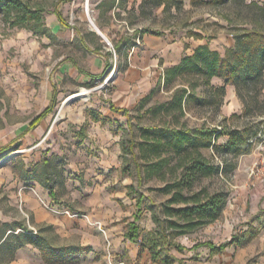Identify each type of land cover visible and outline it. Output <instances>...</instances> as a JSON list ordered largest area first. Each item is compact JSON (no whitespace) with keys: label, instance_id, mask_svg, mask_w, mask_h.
Returning <instances> with one entry per match:
<instances>
[{"label":"rangeland","instance_id":"rangeland-1","mask_svg":"<svg viewBox=\"0 0 264 264\" xmlns=\"http://www.w3.org/2000/svg\"><path fill=\"white\" fill-rule=\"evenodd\" d=\"M28 1L44 8L52 32L59 22L56 7L68 24L59 23L56 33L47 36L13 26L0 13V234L23 231L24 225L41 233L52 247L70 245L77 251L63 262L47 258L33 243L14 248L12 239L1 248L0 264H179V260L181 264H264L262 208L258 214H246L228 202L217 220L189 233L176 234L169 224L177 219L170 215V208L191 204L173 200L178 190L186 195L201 189L228 191L233 200L235 174L242 160H253L249 155L254 140L229 175L221 171L198 174L192 187L180 188L175 183L185 177L180 165L186 153L175 148V139L185 127L211 125L210 120L217 122L219 116L212 120L213 109L196 100L187 104L184 114L169 106L173 89L165 87L163 78L155 79L147 94L154 91L142 106L141 99L136 105L121 100L115 90L127 69L126 55L115 48L123 37L140 45L142 29L176 36L197 27L209 38L223 33L235 39L243 28H264V12L242 0H184L180 9L150 1L142 8V0H121L111 10L98 5L102 0ZM100 55L106 63L102 64ZM64 60H69L71 74L62 73L59 79ZM84 71L85 79L79 80ZM183 79L198 81L196 92L203 95L205 86L198 75L186 73ZM54 92L55 108L28 129L29 122L51 103ZM112 103L129 109L130 117L114 110ZM244 122L235 118L229 125ZM259 127V132L264 131V124ZM226 137L222 135L217 143ZM131 141L134 152L129 148ZM200 145L209 165L221 162L212 146ZM41 181H50L53 193ZM35 186L40 189L35 192L42 212L39 221L23 197ZM254 203V198L247 201L248 212ZM131 221L139 226L136 241L126 234ZM249 227L258 234L247 243L231 244L216 253L208 244L194 246L206 241L219 245ZM163 228L172 242L186 248L164 244ZM152 246L159 255L157 261L152 258Z\"/></svg>","mask_w":264,"mask_h":264},{"label":"trees","instance_id":"trees-1","mask_svg":"<svg viewBox=\"0 0 264 264\" xmlns=\"http://www.w3.org/2000/svg\"><path fill=\"white\" fill-rule=\"evenodd\" d=\"M147 1L153 2L156 6L165 5L166 8L176 7L178 9L182 8L184 4V0H142V8ZM211 1L214 3H224L229 0ZM120 2L121 0H102L98 5L105 6L106 10H111L116 4L119 5ZM242 2H246L249 7L264 12V4H261L259 1L242 0ZM44 12L42 6H35L28 0H0V13L11 25L29 28L41 35L53 36V32L46 23ZM54 12L60 24H68L58 7L54 9ZM99 25L103 27L102 24L99 23ZM147 31V29H142L141 35ZM155 33L160 34L159 31H155ZM189 34L203 37L201 33L195 31H190ZM129 39L123 37L122 41L115 43V48L119 51L120 55L125 54L127 57V49L135 44L134 41H130ZM125 46L126 51H123ZM186 73H194L201 78L202 86H205L203 95L196 92L199 86L198 81H183L184 74ZM214 76H221L226 79V82L221 85H215L212 83ZM163 79L165 80V87L173 89L172 100L169 106L176 107L184 114L187 104L191 100H196L200 104L209 105L213 109L214 119L212 120L217 119L216 116H219L217 122L210 120L211 125L192 128L185 127L182 135L175 139V148L180 152L186 153L180 165L183 167L185 177L179 179L175 183V186H179L180 188L184 186L192 187L194 177L198 174L221 171L223 174L229 175L238 166V156L249 150L247 146L252 144L251 140L253 136L259 133V126L264 124V28L253 26L241 29V32L235 35L234 45L226 49L225 55H221L208 45H200L192 55H185L181 62L167 67ZM228 82L234 84L237 95L243 103V109L242 113L235 112L231 116H223L221 107L225 101L226 84ZM152 92L140 100L139 106L144 105ZM56 104V92H54L51 103L42 113L36 115L29 122L27 128L35 127L44 116L55 108ZM111 107L116 111H123L124 114L130 117L129 109L117 107L113 103ZM235 118L244 119L245 122L241 126L229 125V121ZM222 135H226L227 137L217 143ZM198 142L201 144L200 146H212L215 155L221 157V162L209 165L211 161L200 151ZM134 145V141H131L129 148L133 152ZM191 147L194 148L193 151H190ZM44 162L46 166H49L50 161L48 159H45ZM25 178L33 179L32 176H26ZM41 183L53 193L54 188L50 181H41ZM173 198L175 202H191V204L183 207L169 209L170 215L177 216V219H170V228H174L176 234H182L193 232L197 228L217 220L225 210L230 200V194L228 191L211 193L207 189H201L192 195H186L183 190H178L175 192ZM141 202L142 197L138 203L141 204ZM135 218L139 219L140 216L136 214ZM21 227L24 229L23 231L17 233L11 231L7 235L5 232L0 234V251L12 239L14 240V248L33 243L41 248L42 253L47 258L63 262L71 260L73 253L77 251L74 246L70 245L57 248L52 247L41 233H35L24 225ZM164 231L163 228L161 232L164 244H173L178 250L186 248L178 241L172 242ZM126 234L134 241L139 239V226L136 221L129 223V229ZM257 234L258 230L249 227L247 231L233 235L230 240L219 245L206 241L197 243L194 246L198 247L201 244H208L212 252L216 253L224 250L231 244L247 243ZM150 250L153 260L157 261L159 255L156 253L155 247L152 246ZM179 264H181V260H179Z\"/></svg>","mask_w":264,"mask_h":264},{"label":"crops","instance_id":"crops-1","mask_svg":"<svg viewBox=\"0 0 264 264\" xmlns=\"http://www.w3.org/2000/svg\"><path fill=\"white\" fill-rule=\"evenodd\" d=\"M252 1V0H249ZM258 1V0H256ZM261 4L264 1L259 0ZM60 22L54 23L52 26L53 33H56L57 26ZM195 32L202 33L203 37L190 35L187 30L180 31L176 36L167 34H155L153 32H145L142 34V42L140 45L136 43L127 49L128 55L127 69L125 73L119 76V81L115 90L121 94V100L125 102H134L137 104L138 99H142L149 90H151L155 79H162L165 76V69L181 62L183 56L192 55L200 45H208L211 49L218 51L221 55H225L226 49L235 43V39L227 34L219 33L213 38L207 37V33L197 27L193 29ZM102 64L106 63L104 55H100ZM60 73L58 78L62 79V73H70L69 60H64L60 63ZM87 73L80 75L79 80H84ZM226 82V79L221 76H214L212 83L221 85ZM227 92L225 101L221 107L223 116H231L232 113H240L243 109V104L237 95L234 84L228 82L226 84ZM125 92V93H124ZM137 97V98H136ZM129 108V107H128ZM259 152L254 148L250 153L253 160L251 162L242 160L235 176L237 181L233 184V203L234 206L241 207L246 210V214H258L262 208L264 211V182L257 178L249 176V167L258 159ZM249 160V159H248ZM242 175V176H241ZM241 176V177H240ZM35 191L28 190L23 193L27 204L34 210L36 220L42 218L39 201L35 196V192H39V186L34 187ZM255 199V203L247 210V201ZM252 204V203H251ZM250 215V214H249ZM55 222V218L51 219ZM152 264V263H150Z\"/></svg>","mask_w":264,"mask_h":264},{"label":"built area","instance_id":"built-area-1","mask_svg":"<svg viewBox=\"0 0 264 264\" xmlns=\"http://www.w3.org/2000/svg\"><path fill=\"white\" fill-rule=\"evenodd\" d=\"M252 140H254V148L261 156L249 167V176L264 182V131L261 130ZM66 211L70 213L69 210Z\"/></svg>","mask_w":264,"mask_h":264},{"label":"water","instance_id":"water-1","mask_svg":"<svg viewBox=\"0 0 264 264\" xmlns=\"http://www.w3.org/2000/svg\"><path fill=\"white\" fill-rule=\"evenodd\" d=\"M93 24L96 26V28L98 29V31H99L100 33H102V31H101L100 28L95 24V22H93Z\"/></svg>","mask_w":264,"mask_h":264},{"label":"bare ground","instance_id":"bare-ground-1","mask_svg":"<svg viewBox=\"0 0 264 264\" xmlns=\"http://www.w3.org/2000/svg\"><path fill=\"white\" fill-rule=\"evenodd\" d=\"M97 29V28H96ZM98 30V29H97Z\"/></svg>","mask_w":264,"mask_h":264}]
</instances>
